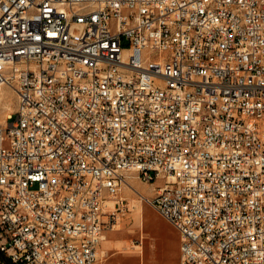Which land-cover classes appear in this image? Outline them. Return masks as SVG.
Masks as SVG:
<instances>
[{
    "label": "built area",
    "instance_id": "built-area-1",
    "mask_svg": "<svg viewBox=\"0 0 264 264\" xmlns=\"http://www.w3.org/2000/svg\"><path fill=\"white\" fill-rule=\"evenodd\" d=\"M0 250L103 264L126 174L178 264H264V0H0Z\"/></svg>",
    "mask_w": 264,
    "mask_h": 264
},
{
    "label": "rangeland",
    "instance_id": "rangeland-1",
    "mask_svg": "<svg viewBox=\"0 0 264 264\" xmlns=\"http://www.w3.org/2000/svg\"><path fill=\"white\" fill-rule=\"evenodd\" d=\"M7 96L1 97V92ZM16 105V95L11 87L0 88V126ZM121 189L124 203L116 211V219L106 225V238L100 249L103 264H178L179 234L175 227L147 204L141 195L151 196L163 179H141L135 172L126 174Z\"/></svg>",
    "mask_w": 264,
    "mask_h": 264
},
{
    "label": "trees",
    "instance_id": "trees-1",
    "mask_svg": "<svg viewBox=\"0 0 264 264\" xmlns=\"http://www.w3.org/2000/svg\"><path fill=\"white\" fill-rule=\"evenodd\" d=\"M0 264H17L3 251L0 250Z\"/></svg>",
    "mask_w": 264,
    "mask_h": 264
},
{
    "label": "bare ground",
    "instance_id": "bare-ground-1",
    "mask_svg": "<svg viewBox=\"0 0 264 264\" xmlns=\"http://www.w3.org/2000/svg\"><path fill=\"white\" fill-rule=\"evenodd\" d=\"M1 87H2V86H1ZM1 87H0V88H1ZM1 94H2L1 97H2V96L5 97V96H7V91H3V92H1ZM126 185H128L127 182H126Z\"/></svg>",
    "mask_w": 264,
    "mask_h": 264
},
{
    "label": "crops",
    "instance_id": "crops-1",
    "mask_svg": "<svg viewBox=\"0 0 264 264\" xmlns=\"http://www.w3.org/2000/svg\"><path fill=\"white\" fill-rule=\"evenodd\" d=\"M105 238H106V236H105ZM101 244H102V242H101ZM100 244V247H102V245ZM178 246V248H179V244L177 245ZM178 256H179V254H178Z\"/></svg>",
    "mask_w": 264,
    "mask_h": 264
}]
</instances>
